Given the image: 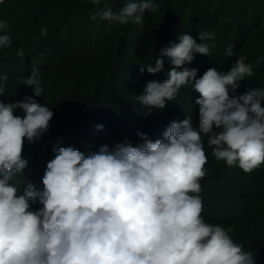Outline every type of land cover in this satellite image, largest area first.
Masks as SVG:
<instances>
[{
	"label": "clouds",
	"instance_id": "9594fccd",
	"mask_svg": "<svg viewBox=\"0 0 264 264\" xmlns=\"http://www.w3.org/2000/svg\"><path fill=\"white\" fill-rule=\"evenodd\" d=\"M3 0H0L2 3ZM91 20L142 25L146 10H159L153 0H128L118 10L106 0H91ZM8 25L0 20V48H11ZM99 27V24H97ZM41 29V36H47ZM199 42L179 34L160 49L154 64L140 65L152 75L171 68L163 81L151 80L135 100L163 110L182 87L199 93L198 127L192 117L172 121L154 141L128 140L110 149L102 145L87 156L74 147H52L43 190L24 175L25 140L34 144L49 131L53 111L34 97L43 93L40 70L32 65L23 85L34 96L0 100V264H255L251 251L233 241L229 229L205 221L200 180L207 175V155L251 173L264 164V88L236 95L239 82L254 75L247 57L239 56L227 72L183 67L195 54L208 56L215 35L198 32ZM234 45L225 49L232 57ZM18 55L23 56L22 51ZM8 76H0V96ZM23 115H18L17 110ZM103 125H96L98 131ZM39 205L33 207V205Z\"/></svg>",
	"mask_w": 264,
	"mask_h": 264
},
{
	"label": "trees",
	"instance_id": "16d2710c",
	"mask_svg": "<svg viewBox=\"0 0 264 264\" xmlns=\"http://www.w3.org/2000/svg\"><path fill=\"white\" fill-rule=\"evenodd\" d=\"M114 10L128 0H106ZM159 10H146L143 24L127 25L91 20L95 7L91 0H3L0 20L7 22L4 32L11 35L12 47L0 48V76L7 75L5 103L34 96L23 81L40 70L43 93L34 97L46 104L54 115L50 129L34 144L25 140L23 158L28 161L24 175L39 190L46 164L54 158L52 147H74L86 156L102 145L110 149L128 140L133 146L143 141L137 132L155 140L172 121L192 117L198 127L199 93L182 87L174 101L163 110L140 105L135 96L143 93L151 80L163 82L171 68L164 58V71L142 74L140 65L154 64L160 49L179 34L198 32L215 35L208 56L195 54L183 67L198 69L197 78L210 67L227 72L239 56L253 68L254 75L239 82L236 95L249 89L264 88V0H153ZM99 24V27H97ZM41 29L47 36H41ZM234 45L232 57L225 49ZM22 51L23 56L18 55ZM23 115L22 110H17ZM96 125H103L98 131ZM207 155V175L200 180L203 217L230 231L234 242L251 251L255 264H264V164L245 173L228 166L212 155L203 140ZM39 205H33L38 207Z\"/></svg>",
	"mask_w": 264,
	"mask_h": 264
}]
</instances>
